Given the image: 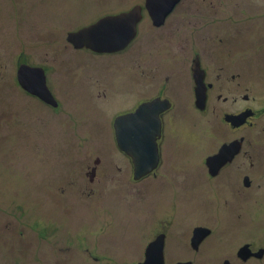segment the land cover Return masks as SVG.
I'll use <instances>...</instances> for the list:
<instances>
[{"label": "rangeland", "instance_id": "374dc122", "mask_svg": "<svg viewBox=\"0 0 264 264\" xmlns=\"http://www.w3.org/2000/svg\"><path fill=\"white\" fill-rule=\"evenodd\" d=\"M120 1L134 4L132 0H66L63 7V0H0V264H135L147 245L149 229L166 222L172 237L169 245L178 256H185L184 251L189 250L192 227L203 225L206 235H211L207 252L211 256L217 246L223 248L225 256H231L232 247L240 242L264 247L263 183L247 191L242 203L223 196L211 203L207 195L199 198L202 188L191 172L199 174L201 156L206 151L195 147V138L197 142L199 139L193 133L206 130V125L196 112L184 108L187 98L178 99L180 123L173 129L166 125L165 133L169 137L176 134L175 141L181 144L175 166L169 170L164 165L158 176L143 179V175L137 183L128 169L123 168L122 173L113 167L123 166L127 158L117 153L110 122L142 98H137L140 89L132 80L126 95L129 81L122 82L121 78V62L132 56L128 52L90 57L68 46L66 34L90 23L94 18L90 8L108 10ZM212 1L219 8L221 20H225L221 27L226 24L224 28L232 30V26L243 28L247 23L246 27L253 29L252 39H244L238 49L252 46L253 55L241 59L255 69L251 88H261L264 39L255 36L254 16L264 22V0ZM82 7L84 14H79ZM185 41L184 33L174 31L167 35L150 32L136 41L144 47L140 52L149 51L146 58L141 53L144 74L138 80L147 86L146 98L155 92L149 82L158 86L156 91L167 85L163 65L170 66L169 74L175 71V87H186L189 58L185 43L182 51ZM242 53L239 50L238 55ZM20 61L46 71L47 85L62 104L59 114L48 115L41 126L45 128L42 134L37 132L41 104L25 94L16 81ZM254 102L250 101V107H255ZM263 102L258 108L264 107ZM94 166L100 169L97 183L87 185V172ZM204 190L210 192L212 188ZM42 199L43 218L38 214ZM226 202L232 205H223ZM111 221L119 223L121 232L110 231L100 239L103 227ZM88 226L94 231L92 245L73 235ZM21 236L25 238L20 241ZM193 255L196 264H207L203 251ZM110 256L117 261H110ZM93 257L98 260L95 262ZM123 257L126 261L122 263ZM258 264H264V260Z\"/></svg>", "mask_w": 264, "mask_h": 264}, {"label": "flooded vegetation", "instance_id": "af4514ba", "mask_svg": "<svg viewBox=\"0 0 264 264\" xmlns=\"http://www.w3.org/2000/svg\"><path fill=\"white\" fill-rule=\"evenodd\" d=\"M132 1L134 4L131 2H125L124 4L122 1L117 2L112 9L108 10H103L102 7L90 8L89 12L94 16L90 23L79 27L76 31H68V33L78 32L80 29L95 24L98 20H101V18L121 15L136 8V10L140 11V18L137 21L138 23L135 31L136 36L124 49L115 51L114 53L95 51L87 48L77 49L70 43V41L68 42L67 33L66 42L70 44L68 46H71L79 53L86 52L90 57L94 58L125 55V53L128 52L131 54L132 58H125L124 61L121 62L120 67H122L123 70L121 78L122 82L129 81L126 82V86L129 85L131 80L135 83L137 82V87L140 89V95L138 93L137 98L139 96L142 98H138V100L141 99L140 102L134 100L132 108L120 112L116 116L118 117L134 113L140 106L147 104L150 105V103H152L145 109L146 114L142 116L141 121L145 123V121L150 120V115L157 114L160 122L161 134L160 137L156 139L157 154L159 155L158 163L153 172L145 175L143 179H151L153 176H158L159 169L164 165L168 166V169L170 170L172 166H175L178 163L175 154L180 149L181 144L179 145L176 143V134L169 137L165 131L166 125L169 129H173L180 123V113L177 110V104L178 99L185 97L187 98L188 103L187 105H184V108L196 112L199 118L205 121L206 125V130L199 129L196 133H193L198 137L199 142L196 141L194 135L195 141H193L196 145L194 142H190L195 145L196 148H199V151H206L203 152L201 156L202 168L201 171L198 170L199 174L191 172L193 178L195 177L197 180V185L202 188V193L199 198H203V195L204 197L207 195L209 196L208 198L211 197L210 200H208V202L211 203L215 201V198H221L223 196L222 198L226 197L227 200L233 199L242 203L246 198L247 191L251 190L254 186H261V183L264 184V123L262 122L264 117V107L262 109L258 108V105H260L264 99V86L259 89L257 87L256 90L253 89L254 84L250 83V81L255 69H252V66L249 67V63L241 59L253 55L254 50L252 46L249 47V49H238V46L242 44L241 42L244 39H252L253 29L246 27L247 23L242 25L243 28H241V26H232V30H227V27L224 28L226 24L221 27V25L225 23V20H221L219 17V8L212 0ZM63 2L62 6L64 7L66 0H63ZM83 10L82 7L79 14H84L82 13ZM98 10L101 11L96 15L95 11ZM254 17L257 20V22L254 20L257 28L255 36L258 39H264V22L261 21L259 16ZM173 31L175 34L181 32L185 35L186 41L182 42V51L185 52V43L189 58V65H187L186 68V71L189 72V74H187L188 81L185 84L188 88H184V84L183 90L180 89L179 86L175 87L176 79L175 76H173L175 71L169 74L170 66L168 65V67H166V65H163L167 72L165 79L167 85H164L162 91H156L158 86L155 88V83L153 81L149 82L155 92L149 94L150 98H146V91L148 90L147 86L143 81L139 82V79H141L144 74V71L142 70L144 67L141 66L140 62L143 61L142 59L144 57L146 58L149 55V51L147 52L146 50H143L140 52L144 47L141 46L140 43H136V41L141 37L145 39L150 32H161V34L167 35L173 33ZM238 37L240 39H237ZM241 37H243V39ZM164 40L165 37L162 38V42ZM163 47L164 49H167L165 48V44ZM177 49L179 50V48ZM239 50L243 52V56L241 57L238 55ZM143 52L145 56L142 58L141 53ZM151 55L161 58L152 52ZM25 64L29 65L26 61L19 62L15 71L16 81L18 68ZM151 75H153L152 71ZM251 86L253 87L251 88ZM99 87L102 88L101 83ZM47 88L54 99L53 104H55V106L50 103H45L38 96L36 97L21 88L25 94H28L38 101V104H41V108L39 109L41 110L39 113L40 117L38 119L39 125L37 128V132L40 134H42L45 129L41 126L46 124L45 120L48 115L59 114L62 107L61 102L56 98V93L51 86L47 85ZM124 90L127 95L131 89L127 86ZM242 91L244 93L239 96V93ZM249 93H255L257 97L255 94L250 97ZM197 94L201 99L198 98ZM137 98L134 97V99ZM251 100L255 101V107H250ZM262 104H264V102ZM209 115L211 117H209ZM116 116H114V120L110 122L113 135V123L117 118ZM136 123L138 122L136 121ZM131 124L134 125L135 121ZM114 146L117 148L118 155L122 158H127V161L123 162V166L119 165L118 167L114 164L113 167H116L117 171L120 170L122 173L123 168L128 169L134 182L137 183L142 181L134 179V159L119 149L116 145V138ZM210 158L212 159L209 161ZM165 159H168L167 163H164ZM97 167L98 166L91 167L90 171L87 172L88 183L85 182V184L94 185L97 183V173L100 171ZM171 172L173 171H170V173ZM194 173L195 175H193ZM204 187H211L212 190H210V192L206 191L204 190ZM226 204L232 205L230 202H226L223 205ZM42 205L43 199L40 200V203L38 204L39 217H42ZM224 210L229 212L226 208H224ZM231 211H233V208ZM231 216L232 214H230L229 218ZM168 226L169 224L166 222L165 225H153L151 229H149L150 232L146 234L148 236L145 239L147 240V245L140 255V260L135 264L145 263L147 259L146 251L149 245L154 246L151 255L155 258L156 264H196L193 259V253L195 252L200 255L201 251L207 255V264L213 263V261L214 264H258L259 261L264 260V247L258 246L255 248L251 242H240L232 247L231 256H225L224 252L222 253L223 248L220 246L214 247L215 251H213L214 253L212 256L207 254L209 244L208 239L211 235H206L207 232L204 225L192 227L189 232L190 235H188L189 250L184 251L185 256H181V254L178 256L175 254V251L171 250V245H169V241L172 237L167 233ZM110 231L114 233L121 232L119 229V223L111 221L110 224L103 227L102 234L98 237L102 239L103 237H106L105 233H109ZM194 232H198L199 234ZM211 232L214 233L213 231H210V233ZM242 234L234 235V237H239ZM73 235H77L76 238L82 240L86 239L91 245L93 244V238H95L94 231L89 226L81 227L78 233ZM24 238L25 237L21 236L18 240L21 241ZM43 239H46V237ZM245 247L246 250L241 252ZM191 248L194 252L191 251ZM209 250L211 251L212 249ZM108 258L110 261H117L112 256ZM123 258L124 260L122 263L126 261V258ZM93 259L95 262L98 260L95 257H93ZM201 264H205V261Z\"/></svg>", "mask_w": 264, "mask_h": 264}, {"label": "water", "instance_id": "95a60500", "mask_svg": "<svg viewBox=\"0 0 264 264\" xmlns=\"http://www.w3.org/2000/svg\"><path fill=\"white\" fill-rule=\"evenodd\" d=\"M139 18L140 11L136 8L121 15L104 17L90 27L80 29L75 33H68L67 40L77 49L87 48L114 53L124 49L134 39ZM17 83L24 91L38 96L47 104H53L54 99L47 88L45 71L42 68H35L26 64L20 66L17 70ZM197 96L201 99L198 94ZM53 105L55 106V104ZM150 105L140 106L134 113L118 116L113 123L116 145L126 155L133 157L134 179L137 180L152 172L159 159L156 144V139L161 134L158 116L153 114L150 115L149 121L147 120L145 123L141 121L142 116L146 114L145 109ZM133 121H135L134 125L131 124ZM194 233L199 234L198 232ZM246 247L241 252L246 250ZM153 248V245H149L144 264H156L155 258L151 255Z\"/></svg>", "mask_w": 264, "mask_h": 264}]
</instances>
